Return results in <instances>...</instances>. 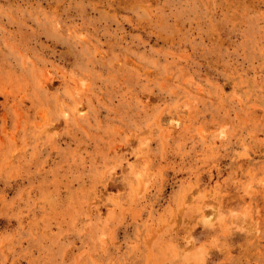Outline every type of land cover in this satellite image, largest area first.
I'll list each match as a JSON object with an SVG mask.
<instances>
[{
  "label": "rangeland",
  "instance_id": "obj_1",
  "mask_svg": "<svg viewBox=\"0 0 264 264\" xmlns=\"http://www.w3.org/2000/svg\"><path fill=\"white\" fill-rule=\"evenodd\" d=\"M0 264H264V0H0Z\"/></svg>",
  "mask_w": 264,
  "mask_h": 264
}]
</instances>
